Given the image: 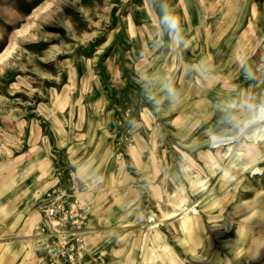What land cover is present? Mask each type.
<instances>
[{"label":"rangeland","instance_id":"rangeland-1","mask_svg":"<svg viewBox=\"0 0 264 264\" xmlns=\"http://www.w3.org/2000/svg\"><path fill=\"white\" fill-rule=\"evenodd\" d=\"M7 51L0 264L57 261L58 169L88 184L80 264H264V0H0Z\"/></svg>","mask_w":264,"mask_h":264},{"label":"built area","instance_id":"built-area-1","mask_svg":"<svg viewBox=\"0 0 264 264\" xmlns=\"http://www.w3.org/2000/svg\"><path fill=\"white\" fill-rule=\"evenodd\" d=\"M88 184L74 172L58 169L44 194L43 220L36 227L37 248L55 257L54 264H80L86 254L83 234L91 209Z\"/></svg>","mask_w":264,"mask_h":264},{"label":"bare ground","instance_id":"bare-ground-1","mask_svg":"<svg viewBox=\"0 0 264 264\" xmlns=\"http://www.w3.org/2000/svg\"><path fill=\"white\" fill-rule=\"evenodd\" d=\"M9 53H10L9 51L5 52V55L3 57H1L0 62L7 59V57L9 56ZM262 109H264V106H258L257 109L252 112L251 116L248 117L243 122L242 127L240 129H241V132H246L249 129L253 128V130H255V132L258 133V136L260 137L259 141L262 142L261 148L264 149V115H260ZM258 116H259V118H257ZM259 132H263V133H259ZM228 140H229L228 138H226L223 141L221 139L220 141H216L215 143L221 142L220 144H228L229 143V142H227ZM33 236H35V235H33Z\"/></svg>","mask_w":264,"mask_h":264},{"label":"clouds","instance_id":"clouds-1","mask_svg":"<svg viewBox=\"0 0 264 264\" xmlns=\"http://www.w3.org/2000/svg\"><path fill=\"white\" fill-rule=\"evenodd\" d=\"M162 21L167 27L173 31L174 33L177 34V38H179V21L172 15L165 14L162 17ZM170 92L172 91L171 89L169 90ZM260 115H264V109L261 110ZM259 118V116L257 117Z\"/></svg>","mask_w":264,"mask_h":264},{"label":"crops","instance_id":"crops-1","mask_svg":"<svg viewBox=\"0 0 264 264\" xmlns=\"http://www.w3.org/2000/svg\"><path fill=\"white\" fill-rule=\"evenodd\" d=\"M53 184V180H51V182L49 183L48 187H47V190L50 188V186ZM46 190V191H47ZM45 194V193H44Z\"/></svg>","mask_w":264,"mask_h":264}]
</instances>
